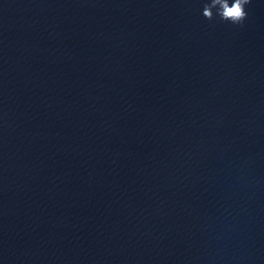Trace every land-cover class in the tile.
<instances>
[{
	"label": "water",
	"instance_id": "1",
	"mask_svg": "<svg viewBox=\"0 0 264 264\" xmlns=\"http://www.w3.org/2000/svg\"><path fill=\"white\" fill-rule=\"evenodd\" d=\"M205 2L0 0V264H264V0Z\"/></svg>",
	"mask_w": 264,
	"mask_h": 264
},
{
	"label": "clouds",
	"instance_id": "2",
	"mask_svg": "<svg viewBox=\"0 0 264 264\" xmlns=\"http://www.w3.org/2000/svg\"><path fill=\"white\" fill-rule=\"evenodd\" d=\"M250 2L251 0H206L202 15L209 21L219 18L223 22L242 25L247 19L246 6Z\"/></svg>",
	"mask_w": 264,
	"mask_h": 264
}]
</instances>
